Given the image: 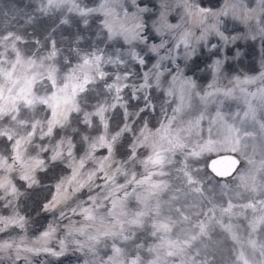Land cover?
Masks as SVG:
<instances>
[{"label":"snow or ice","instance_id":"1","mask_svg":"<svg viewBox=\"0 0 264 264\" xmlns=\"http://www.w3.org/2000/svg\"><path fill=\"white\" fill-rule=\"evenodd\" d=\"M67 2L47 0L41 11ZM132 5L135 12L129 15L125 11L124 20L113 16L104 22V27L111 37L119 35L127 44L147 43L146 38H141L145 26L139 15L147 10L139 7L138 0H132ZM184 6L193 27L199 28V35L193 29L180 31L174 44L176 51L183 47L185 55L192 56L196 45H207L213 36L220 43L211 44L206 61L210 78L204 86L194 76L187 78L177 72L167 90V95L176 99L172 115L165 114L162 122L146 126L141 132V144L151 145L147 159L159 169L136 181L144 186L145 201L156 200V218L151 227L157 242L149 249L154 256L151 264H264V67L249 69L245 76L233 77L224 84L225 61L218 50L222 46L231 52L230 46L241 36L223 30V20L231 18L245 28L246 39L260 41L257 51L264 56V0H251V5L249 0H217L215 5L200 0ZM96 11L109 15L103 5ZM167 17L166 12L161 13L160 26L154 28L158 35L163 34L162 29L180 28L179 24L169 23ZM252 24L255 31L249 27ZM10 38L11 33L4 37ZM165 43L152 45L151 50L157 53ZM55 54L53 51L52 56ZM102 59L96 56V64ZM138 62L144 63L142 59ZM91 63L84 60V65ZM170 164L178 165L171 181L165 171ZM61 189L57 184L54 191L33 201L40 223L31 244L23 240L0 241V253H11L15 257L13 264L27 261L30 255L59 258L65 254L63 240L59 251L48 246L57 228L47 214L55 212L64 198L66 189ZM15 192L13 185L11 194ZM164 195L166 200L162 199ZM26 219L20 215L4 230L17 224L22 228ZM120 252L119 247L114 248V255L102 264H124ZM128 264H139V258L130 259Z\"/></svg>","mask_w":264,"mask_h":264},{"label":"rangeland","instance_id":"2","mask_svg":"<svg viewBox=\"0 0 264 264\" xmlns=\"http://www.w3.org/2000/svg\"><path fill=\"white\" fill-rule=\"evenodd\" d=\"M196 1L200 3V0ZM148 2L149 9L152 11L150 20H152L155 0H148ZM185 3L197 4L193 0H170L167 6L168 12L165 8L162 11L168 14L169 23L179 24L182 14L177 15L176 11H179L180 7L187 15ZM216 3L217 0H214L213 5ZM249 4L251 5V0ZM162 12L157 10L154 17L157 25L160 24L159 17ZM49 13H57L60 24L65 26L68 16L65 15L64 9L58 8L56 12H53L52 8ZM184 24L185 20L180 28ZM249 27L255 31V24ZM53 29L46 28L41 31L47 38L55 36L57 40L65 41V32L60 29L59 24L55 23ZM71 30L72 26L69 29L70 38H80V41H76L77 44H84L85 36ZM223 30L229 34L233 31L242 35L245 33V28L231 18L223 20ZM24 32L25 26L6 28L0 24V90L8 93L12 89L19 88L20 92L24 91L22 96L19 95V91H14V95L19 96V105L16 108L0 103V161L12 160L16 166L27 169L33 167L36 173L31 181H23L19 180L15 169L14 173L10 174V179L16 188L15 194L5 195L0 191L2 217L10 214L13 215V220L19 219L20 215L27 217V226L23 224L22 228L17 224L16 227L4 230L6 225L4 227L0 225V239L14 240L23 234L28 239L36 238L37 236H34L36 230L34 231L33 227H38L40 215L34 213L33 201L42 199L50 191H54L57 184H60L61 190L66 189V191L55 212L47 214L49 221L57 228L55 239H52L48 246L59 251V242L64 241L65 253H68L69 259L63 264H102L109 256L114 255L116 247L121 250L120 256L124 264H128L130 259L137 258L131 249L130 242L137 235L142 237L144 232L148 235L144 234L147 237L146 240L142 238L143 246L140 252L142 259L139 264H151L154 256L149 249L157 242L152 235L151 227L153 219L156 218L154 212L156 200L145 201L144 186L136 183L145 177L142 162L151 145L148 142L141 144L143 139L141 126L134 131L132 127H129V133L123 128L125 126L120 128L118 111H121L123 104L118 105V102L112 99L118 91L109 80L119 76L124 71L123 67L108 62L113 60L111 56L107 59L102 56L103 59L97 65L91 55L81 58L70 48L58 46L52 51L43 50L42 52L43 57H48L50 64L57 68L54 77L42 82L31 77V82L26 77L25 64L31 65L36 61L31 57L36 55L34 52L39 51V48L36 50L32 43H26L25 46L20 47L16 56H23L25 59L19 65L13 64L14 57L7 52L6 48L8 44L17 42L14 34L19 36ZM9 33L11 38L4 39ZM163 33L165 41L170 43L174 30H166ZM211 38L212 43L219 44L214 36ZM243 44L242 53L238 52L239 44L236 45L234 54L220 53V58L225 61L223 67L226 65L230 75H233L223 80L224 84H228L233 77L246 75L249 69L258 70L264 67V56L260 55L261 58L258 60L257 49L260 41L253 42L246 39ZM53 51L56 53L55 56H52ZM85 59L92 63L84 65ZM247 61L251 63L249 68L244 65ZM35 68H31L30 76L35 73ZM205 73L206 81V77L210 78L208 67ZM85 75L92 79L84 78ZM92 87L95 88V95L108 99V102L85 99L87 90ZM26 89H32L30 97ZM59 105L68 107L62 115H56ZM112 111L115 112L111 116L115 128L100 136L104 126H101L98 118H106ZM12 132H15L17 136L25 137L20 148L22 157H17L14 153L16 138L11 136ZM102 144L109 145L111 149L108 150L105 159L100 161L99 166L95 157L90 155L93 154L92 152L102 155L103 151L99 148ZM118 145L120 146L119 157L112 158L113 148H117ZM175 160L179 161L180 157L176 156ZM177 166V164H170L166 167L165 171L169 173L168 180L171 181L175 177L174 169ZM80 170L84 172V176L79 174ZM154 171L159 169H152V172ZM1 175L2 171H0ZM72 178L78 180L76 181L78 184L73 187L69 183ZM27 184L32 186L28 187ZM71 190L74 193L69 194ZM141 213L146 214L141 215ZM86 215L88 219L85 218ZM98 225L102 228L98 229ZM51 256L45 255L43 264H50ZM28 263L40 264L33 261ZM1 264L4 263L1 262Z\"/></svg>","mask_w":264,"mask_h":264}]
</instances>
